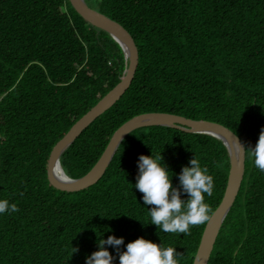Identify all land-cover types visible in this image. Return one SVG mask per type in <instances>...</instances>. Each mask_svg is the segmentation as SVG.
Here are the masks:
<instances>
[{
    "label": "trees",
    "instance_id": "16d2710c",
    "mask_svg": "<svg viewBox=\"0 0 264 264\" xmlns=\"http://www.w3.org/2000/svg\"><path fill=\"white\" fill-rule=\"evenodd\" d=\"M85 1L129 32L137 63L125 91L60 154L67 176L83 175L117 126L143 112L215 121L255 147L264 129V0ZM126 62L120 45L68 0H0V200L19 208L0 214V264H86L98 238L110 235L124 238L121 252L144 237L191 264L204 224L190 235L151 224L152 206L135 188L138 159L161 153L179 188L195 156L213 177V195L205 194L213 211L229 168L217 137L140 126L123 136L94 183L65 191L47 179L52 145L118 82ZM181 198L189 197L181 191ZM105 247L119 264L116 248ZM206 264H264V172L249 149Z\"/></svg>",
    "mask_w": 264,
    "mask_h": 264
},
{
    "label": "water",
    "instance_id": "95a60500",
    "mask_svg": "<svg viewBox=\"0 0 264 264\" xmlns=\"http://www.w3.org/2000/svg\"><path fill=\"white\" fill-rule=\"evenodd\" d=\"M68 1L75 11L86 21L105 30L120 45L127 62L118 82L79 116L67 131L52 145L46 163L48 182L55 188L65 191L78 190L94 183L103 173L123 136L132 129L140 126L165 125L178 127L191 132H203L217 137L225 145L229 158L226 183L219 203L210 214V220L203 226L198 245L191 261V264H206L219 226L238 191L244 170V150L239 152L233 151L235 139L241 145L242 143L228 127L215 121L192 119L170 112L152 111L139 113L131 116L117 126L111 133L96 161L83 175L71 178L63 172L62 168V173L67 180H61L55 175L53 167L55 162L59 164L60 154L87 124L111 106L125 91L132 79L137 63V49L134 41L129 32L120 23L90 7L85 0Z\"/></svg>",
    "mask_w": 264,
    "mask_h": 264
},
{
    "label": "clouds",
    "instance_id": "9594fccd",
    "mask_svg": "<svg viewBox=\"0 0 264 264\" xmlns=\"http://www.w3.org/2000/svg\"><path fill=\"white\" fill-rule=\"evenodd\" d=\"M233 149L237 152L249 149L254 157L255 167L264 172V129L254 148H245L235 139ZM160 161H163L161 153L155 157L152 154L139 156L135 188L143 194L144 205L152 206L151 224L164 233L190 235L192 226L205 224L211 218L212 210L205 203V194L209 197L213 195V177L194 156L189 162L191 166H184L179 174L180 187H174L169 169ZM181 191L188 194L187 200L181 198ZM18 211L15 203L10 204L7 199L0 200V214ZM97 243L98 250L86 257V264H114L115 257L105 245L116 248L119 264H179L177 257L181 255L173 247L162 248L161 244L144 237L127 243L126 250L122 252L120 246L124 244L123 237H101ZM76 251L78 249L73 247L72 253Z\"/></svg>",
    "mask_w": 264,
    "mask_h": 264
},
{
    "label": "bare ground",
    "instance_id": "6f19581e",
    "mask_svg": "<svg viewBox=\"0 0 264 264\" xmlns=\"http://www.w3.org/2000/svg\"><path fill=\"white\" fill-rule=\"evenodd\" d=\"M233 151H234V149H233ZM53 169H54L55 175L58 178H60L61 180H67V178L62 173L61 166L58 163L55 162Z\"/></svg>",
    "mask_w": 264,
    "mask_h": 264
},
{
    "label": "rangeland",
    "instance_id": "374dc122",
    "mask_svg": "<svg viewBox=\"0 0 264 264\" xmlns=\"http://www.w3.org/2000/svg\"><path fill=\"white\" fill-rule=\"evenodd\" d=\"M86 2V1H85Z\"/></svg>",
    "mask_w": 264,
    "mask_h": 264
}]
</instances>
